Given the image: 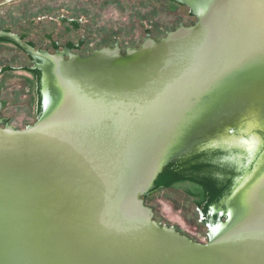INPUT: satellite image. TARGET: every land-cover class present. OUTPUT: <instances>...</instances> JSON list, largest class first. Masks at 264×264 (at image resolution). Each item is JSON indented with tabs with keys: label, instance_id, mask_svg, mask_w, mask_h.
Instances as JSON below:
<instances>
[{
	"label": "water",
	"instance_id": "obj_1",
	"mask_svg": "<svg viewBox=\"0 0 264 264\" xmlns=\"http://www.w3.org/2000/svg\"><path fill=\"white\" fill-rule=\"evenodd\" d=\"M174 2L66 58L0 31L46 61L0 79V264H264V0Z\"/></svg>",
	"mask_w": 264,
	"mask_h": 264
},
{
	"label": "rangeland",
	"instance_id": "obj_2",
	"mask_svg": "<svg viewBox=\"0 0 264 264\" xmlns=\"http://www.w3.org/2000/svg\"><path fill=\"white\" fill-rule=\"evenodd\" d=\"M178 24L174 0H0V31L65 58ZM43 65L45 59L0 36V79Z\"/></svg>",
	"mask_w": 264,
	"mask_h": 264
},
{
	"label": "trees",
	"instance_id": "obj_3",
	"mask_svg": "<svg viewBox=\"0 0 264 264\" xmlns=\"http://www.w3.org/2000/svg\"><path fill=\"white\" fill-rule=\"evenodd\" d=\"M194 167H197V165H195ZM181 180H183V179H181ZM217 187H220V188L217 189L214 182L213 183L209 182V183H206L205 186H203V183L200 184V186L198 188L202 189V193H204V191H206L205 193L209 194V197H213L214 199H216L219 196L218 192H221L224 186L217 185Z\"/></svg>",
	"mask_w": 264,
	"mask_h": 264
},
{
	"label": "flooded vegetation",
	"instance_id": "obj_4",
	"mask_svg": "<svg viewBox=\"0 0 264 264\" xmlns=\"http://www.w3.org/2000/svg\"><path fill=\"white\" fill-rule=\"evenodd\" d=\"M28 43V42H27ZM29 44V43H28ZM31 45V44H30ZM197 185V184H196Z\"/></svg>",
	"mask_w": 264,
	"mask_h": 264
}]
</instances>
